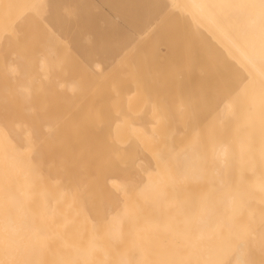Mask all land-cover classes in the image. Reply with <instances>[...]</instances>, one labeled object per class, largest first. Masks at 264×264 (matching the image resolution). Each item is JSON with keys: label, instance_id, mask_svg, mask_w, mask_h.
<instances>
[{"label": "bare ground", "instance_id": "bare-ground-1", "mask_svg": "<svg viewBox=\"0 0 264 264\" xmlns=\"http://www.w3.org/2000/svg\"><path fill=\"white\" fill-rule=\"evenodd\" d=\"M151 1L145 34L176 13L203 52L186 66L226 72L207 119L182 110L175 168L164 106L130 94L140 47L76 64L44 20L53 0H0V264H264V0Z\"/></svg>", "mask_w": 264, "mask_h": 264}, {"label": "rangeland", "instance_id": "rangeland-1", "mask_svg": "<svg viewBox=\"0 0 264 264\" xmlns=\"http://www.w3.org/2000/svg\"><path fill=\"white\" fill-rule=\"evenodd\" d=\"M53 1L54 4H51L44 11V15L47 18H45L44 20H48V24L50 25V27H52L54 30L58 29L57 31L59 32V34H61V36L64 38V40H60L58 44L59 46L64 47V41H67L70 44L69 51L72 54L71 58L76 61H74L76 64H79V62L82 63L85 60L87 63L92 64L94 61L98 60L104 67L107 66L115 58V56L122 48L133 46L132 48L135 51L131 47L130 48L136 54V50L140 47V55H135L137 57L139 55V57L141 58V60L139 61L141 62L140 64H138V60L136 61V65L135 61L134 63L132 62V55L130 56V53L133 54L132 52H129L128 54L129 65L131 64L130 67L132 66V71L136 72V76L132 71H130V74L126 73L127 75L129 74L128 76H130L129 80L132 79L129 81L130 94L135 92L134 89L136 88V91L138 90V93L135 92L137 94V97H149V101L151 102V104L147 105L146 108L147 110H150V108H152L149 111L152 113V115L154 114L152 111H154L155 109H158L157 113L155 110V114H159L161 104L162 106H164L163 109L165 110V114L168 118L166 120L170 121L169 128H166L168 123L165 127V124L167 122L166 120L163 121L164 124L161 123L163 124V129H161L160 127V132L162 133V136L165 140L167 151L164 164H167L171 160L170 154L175 153V157L173 156V154H171L173 156L172 158L174 159L170 161L172 168H175L177 156L176 146L178 141L177 143H174L173 137L176 136L177 138V128L179 121L182 120V117L185 116V113L187 114L184 117V122L189 125L192 124L196 119H207L208 113H210L208 109L210 106L211 97L215 92V87L217 89L216 82L213 81V79H222L226 74L225 70L221 68L218 72L219 74L211 72L209 66L206 65L207 62L205 63V60H200V64L204 63L206 65V67L203 68V71L200 73H197L193 68L191 69L186 66L189 60H193L194 56H199L203 52H201L193 43H190L191 45L185 46L186 44H188L187 35H184L180 31V28L178 26L179 17L176 13H170L171 15L167 14L166 16L159 18L156 21L157 26L154 23L148 29L149 32L145 34L143 32L144 28L142 27V24L144 22L143 19L146 20L145 16L153 7V2L151 0ZM170 20L173 26H171L172 28L170 27L171 24L169 23ZM173 29L175 32L173 31ZM140 33H142V35H138ZM27 34L28 36H33L35 34V31L30 27L27 30ZM141 39L143 40V42H138ZM80 52L82 53V55ZM159 55H161L162 58H160ZM83 56L86 58H84ZM136 58L134 60H136ZM68 63L70 64L69 61ZM138 65L141 67L139 68ZM136 66L138 67V69H140V71H137ZM72 67H75V65L73 64ZM120 67L122 71L129 72V69L126 66ZM131 74L134 76H132ZM214 74H216V78L213 76ZM177 75L179 76L178 78ZM140 79L143 82H141ZM177 80L179 81L178 83H180V85L177 83ZM134 83H136L137 85ZM150 83H152V87ZM133 84L136 85V87ZM138 84L139 86H142L144 91L142 90V88L140 89L141 92L139 91ZM148 86H150V88ZM177 86L180 87V91L178 90V88L176 89ZM151 88H155L158 93L154 92L153 89L150 90ZM142 91L143 95H141ZM152 91L156 93V95L154 94L157 97L156 99L154 98ZM179 92L181 95L177 96ZM133 95L135 94L133 93ZM179 96L182 97L179 98ZM136 98L134 97V99ZM152 98H154L155 101H153ZM138 100L137 101L140 103L141 99ZM179 100H181L182 103L179 102ZM158 101H161V103H159ZM180 103L185 106H181ZM135 105L138 106L137 104H134V106ZM140 105V107H137L138 110H136L135 112L136 115L137 112L142 108V104ZM151 105H153L154 108L151 107ZM173 105H175L174 107H176L177 105L179 106L174 109ZM182 110H184L185 113H183ZM177 111H180V113H178ZM170 134H172L171 137ZM168 138L169 140L171 139L172 142L169 141ZM70 146L72 147L71 144ZM174 149H176L175 152H173ZM136 157H139V154H137ZM83 158H85L84 160L86 161L90 178H93L95 175L94 172L96 171L92 169L96 170L97 160L94 156H91L89 158L83 156ZM168 159L169 161H167ZM77 161H70L71 168H74L72 170H79L80 164ZM74 162L76 164H74ZM172 164H174V166ZM167 165L166 168L168 167L170 172V166ZM163 167L165 166L163 165ZM137 170L138 165L134 164L131 168V175L139 178L141 173L139 171V174ZM115 171H118V169ZM173 171H175V169H173ZM169 172H167V174ZM172 172L171 174H173ZM167 178H169V175ZM169 183H172V181H169ZM91 187L94 188V186L92 185Z\"/></svg>", "mask_w": 264, "mask_h": 264}]
</instances>
